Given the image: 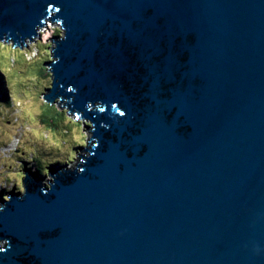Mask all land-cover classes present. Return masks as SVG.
Masks as SVG:
<instances>
[{"label": "water", "instance_id": "95a60500", "mask_svg": "<svg viewBox=\"0 0 264 264\" xmlns=\"http://www.w3.org/2000/svg\"><path fill=\"white\" fill-rule=\"evenodd\" d=\"M57 7L41 98L99 143L82 172L52 165L47 195L25 172L0 264H264V0H0V36Z\"/></svg>", "mask_w": 264, "mask_h": 264}, {"label": "rangeland", "instance_id": "374dc122", "mask_svg": "<svg viewBox=\"0 0 264 264\" xmlns=\"http://www.w3.org/2000/svg\"><path fill=\"white\" fill-rule=\"evenodd\" d=\"M50 38L39 35L33 40L28 50L34 49L35 56H26L24 46L13 49L7 44L0 45V115L4 127H0V167L9 176L15 169L13 159L23 163V170L28 173L34 171V167L41 174L47 167L51 170V156L69 159L72 149L83 137L78 120L69 118V113L58 105L43 102L40 96L51 83V76L41 67L44 61L51 59ZM40 142L51 152L45 153ZM32 151L36 154L31 163H26L24 159Z\"/></svg>", "mask_w": 264, "mask_h": 264}, {"label": "clouds", "instance_id": "9594fccd", "mask_svg": "<svg viewBox=\"0 0 264 264\" xmlns=\"http://www.w3.org/2000/svg\"><path fill=\"white\" fill-rule=\"evenodd\" d=\"M48 7H52V5H48ZM60 11V9L57 7L53 12H49L47 15L40 18V23L36 24L34 26V34L31 36H25L22 41L17 43L12 37L7 36L6 33L2 34L0 36V45L7 44L9 47H12L15 49L18 46L23 45L25 50V55H31L35 56V50L29 51L28 49L32 47L33 40L39 36L43 35L46 38H50L57 29L60 31L59 40L66 39V27L63 25V21L61 18H54L56 17V14ZM55 49H56V42L54 46L51 48V63L55 64L59 62V57L55 56ZM51 71V69H50ZM52 74V72H51ZM53 83V78L51 81V86ZM68 90L75 93L77 90L74 89L71 85L68 86ZM60 97L57 96L52 104L58 105L60 109L65 110L66 112L69 111L67 106L61 107L59 105ZM47 101V100H46ZM49 102V101H47ZM112 108L116 109V114L119 117H124L126 115V112L123 109L117 108V105L115 102L112 103ZM85 109L88 111H94L100 114H103L106 111V106L99 100L93 101H87L85 103ZM73 115L77 111L76 109H73ZM69 118H72V115H70ZM76 120H78L81 124V131L83 132V137L78 141L77 145L74 149H72V155L69 159L66 160H60V161H53L51 163L59 162L63 165H65L68 169H74L77 172H82L83 168L81 165L82 156H88L90 153L88 151H76V149H90L93 145L98 146V138L93 136V130L94 125L92 121L87 119L83 116V112H81L80 117ZM89 124L91 125L90 131L88 130ZM102 127H104L106 130L110 128V125L104 124L102 122ZM23 143V141H22ZM35 151L30 152L26 155L24 161H27L28 163H31L33 157L35 156ZM9 159H13L12 156H9ZM13 163L15 164V169L12 171V175H8L7 171H5L2 167H0V213H3L5 211V208L8 203L12 201V196L9 194L13 190L19 193L17 196V199H22L28 191L27 187V174L24 172L23 168L24 165L21 162L15 161L13 159ZM50 163V164H51ZM45 179L42 182V186L40 187V191L42 194L47 195L48 191L52 188L53 184L55 183L56 176L49 172L48 167L46 172H42ZM11 248V241L8 238L0 237V253H6ZM252 251L254 254H260L262 249L258 245H253Z\"/></svg>", "mask_w": 264, "mask_h": 264}, {"label": "bare ground", "instance_id": "6f19581e", "mask_svg": "<svg viewBox=\"0 0 264 264\" xmlns=\"http://www.w3.org/2000/svg\"><path fill=\"white\" fill-rule=\"evenodd\" d=\"M2 123H3V122H2V117H1V115H0V127L4 128ZM39 144H40L41 148L44 149L45 153H46V152H47V153H50V152H51V151L48 152V150H47V148H46V146H45L44 143L40 142Z\"/></svg>", "mask_w": 264, "mask_h": 264}, {"label": "flooded vegetation", "instance_id": "af4514ba", "mask_svg": "<svg viewBox=\"0 0 264 264\" xmlns=\"http://www.w3.org/2000/svg\"><path fill=\"white\" fill-rule=\"evenodd\" d=\"M57 36H58V35H54L52 38H50V41L52 40L51 42H52V45H53V46H54V43H55L53 39H54L55 37H57ZM51 48H52V47H51ZM49 49H50V48H49ZM50 56H51V53H50ZM50 58H51V57H50ZM42 68H43L45 71H47V72H48V75L50 76V71H49V69H48L46 66H43V65H42ZM43 177H44V175H43ZM44 179H45V177H44Z\"/></svg>", "mask_w": 264, "mask_h": 264}, {"label": "trees", "instance_id": "16d2710c", "mask_svg": "<svg viewBox=\"0 0 264 264\" xmlns=\"http://www.w3.org/2000/svg\"><path fill=\"white\" fill-rule=\"evenodd\" d=\"M57 32H59L58 30H56V35H58V33ZM44 62H46V61H44ZM43 62V63H44ZM42 64V63H41ZM43 65V64H42ZM42 65H41V67H42ZM43 66H45V65H43ZM50 76H51V74H50ZM51 86V85H50ZM49 88V87H48ZM61 98V97H60ZM48 104V103H47ZM83 152V151H82ZM83 158H84V156H82V160H83ZM52 159H54L53 157H52ZM81 160V161H82ZM56 161H60V159L58 158V159H56ZM51 164H56V165H60L61 163H59V162H57V163H51Z\"/></svg>", "mask_w": 264, "mask_h": 264}]
</instances>
